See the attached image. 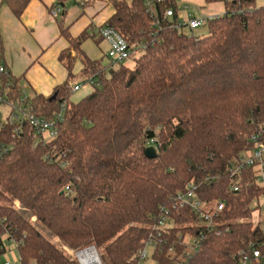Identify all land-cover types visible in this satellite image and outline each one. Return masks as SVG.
<instances>
[{"label": "trees", "instance_id": "1", "mask_svg": "<svg viewBox=\"0 0 264 264\" xmlns=\"http://www.w3.org/2000/svg\"><path fill=\"white\" fill-rule=\"evenodd\" d=\"M106 1L114 14L102 27L127 41L135 64H113L107 51L108 65L91 61L81 47L89 39L100 44L99 33L73 37L60 24L69 46L59 61L68 78L51 96L30 97L38 117L51 121L62 113L56 137L42 142L28 125L20 133L0 130L11 146L0 159V257L10 244L18 264H79L34 220L71 252L94 246L103 264H138L136 254L165 206L171 209L168 247L153 259L172 264L187 252L179 237L205 230L195 212L172 210L177 194L193 185L208 209L223 202L224 210L216 217L221 234L204 232L189 264H239L248 255L250 264H264L251 247L264 252V228L251 221L252 204L264 196L259 170L243 174L239 192L228 173L234 158L253 147L252 137L264 141V5L205 0L224 3L225 14L199 38L174 27L164 8L151 14L143 0ZM30 2L0 0V6L20 18ZM76 61L92 90L73 102ZM23 86L15 77L16 98ZM152 139L157 149L150 158Z\"/></svg>", "mask_w": 264, "mask_h": 264}, {"label": "built area", "instance_id": "2", "mask_svg": "<svg viewBox=\"0 0 264 264\" xmlns=\"http://www.w3.org/2000/svg\"><path fill=\"white\" fill-rule=\"evenodd\" d=\"M176 1L177 0H143L148 12H151V14L156 12L159 8H164L162 10L163 17L172 22L176 20L174 27L179 30L188 27L193 31L218 18L217 16L210 15L203 18H190L187 21L180 22ZM51 13L54 18H57L62 14V9L57 7L53 9ZM98 33L108 46L107 57L111 63L119 64L130 59L131 51L129 45L117 31L106 26L100 28ZM94 83L95 81H91L90 85ZM82 87V85L70 84L72 93L79 91ZM15 90V76L0 57V105H13L14 107V111L9 115L8 119H0V130L8 126L20 133L19 130H22L25 125H28L34 130V135L38 140L47 142L50 139H54L57 135L56 124L62 120V113L58 114L56 118L51 121L38 117L34 112L30 99L31 96L27 88L25 86L22 87L20 98L15 97ZM252 141L254 143L253 147L242 155L235 157L229 165L228 173L230 175L231 188L235 192L240 191L242 176L250 168L258 169L260 180H264V141H259V138L255 136L252 137ZM146 145L148 149L152 148L154 151L157 149V141L155 139L149 140ZM10 150L11 146L6 141L0 139V159L8 154ZM173 203L172 210L186 208L195 212L201 225L205 228L203 233H199L195 237L190 234H187L185 237H179V240L184 238V245L187 246V252L185 256L180 257L178 261H174L172 264H189L192 257L202 246V242L205 239L204 232L216 233L217 235L221 234L222 230L218 228L216 217L224 210V203L214 204L213 208L208 209L207 203H204L199 198L193 185H189L185 192L178 193ZM170 222L171 209L165 206L160 207L159 214L154 218L152 231L150 232L148 240L145 242L143 248L139 249L136 254L138 264H142L143 261L147 260L148 253L146 250L149 247L153 249V253L154 251L159 252V254L165 252L166 247H168V241L164 237L169 234L166 231L171 225ZM225 230L228 231L227 228ZM251 247L253 248L252 257L264 263V252L254 246ZM153 253L151 258L154 260L155 264H157L156 260L153 259ZM170 253H176L175 246L170 247ZM73 256L79 264H103L100 254L94 246L77 251ZM250 263L251 258L249 255L243 258L240 257L239 264Z\"/></svg>", "mask_w": 264, "mask_h": 264}, {"label": "rangeland", "instance_id": "3", "mask_svg": "<svg viewBox=\"0 0 264 264\" xmlns=\"http://www.w3.org/2000/svg\"><path fill=\"white\" fill-rule=\"evenodd\" d=\"M39 1V0H38ZM45 1V0H44ZM106 0H54V3L56 5H63L62 11L64 10V15H59L57 19H55L50 14L49 9L40 1L41 6H38L37 13L42 14L44 11V15L41 21H37L36 25L38 26L35 30L36 33L32 31V27L26 23L27 28L24 27L25 32L21 31L18 33V35L15 36L14 33H10L11 28L14 27L13 24H11L10 19H6L5 17L8 14V11L1 6L0 7V30H1V22L3 23V26L6 28V33L8 36V40L10 41V47H16L14 51V56H18V54H21L22 52L25 53V55L28 56V52H31V49L35 47H39V43L42 41V39H45L47 36L51 35L52 29H56L59 34V26L60 24L63 25L65 28H70V32H81L83 29L89 27L92 33H98V30L100 28V22L103 19V17H107L108 13L112 10L111 7H109L106 11H103L98 14L97 11H95V7L97 5L104 4ZM107 3V1H106ZM177 9L179 11L180 22L187 21L190 18H203L208 16V14H224L225 10H221L222 8H225L224 3H214V4H207L205 0H177ZM255 4L257 7L264 5V0H255ZM50 15H49V14ZM47 14V16H46ZM11 15H13L11 13ZM17 18V17H16ZM18 20L21 19L17 18ZM22 20V19H21ZM57 20V22L55 21ZM57 24V25H55ZM57 27V28H56ZM52 28V29H51ZM82 29V30H81ZM55 32V30H54ZM181 32L187 36H196V37H204L208 34V26L207 24L203 25L199 29L191 30L188 27L182 28ZM57 33L55 36H57ZM38 36H37V35ZM73 36V34H72ZM14 37V38H13ZM55 38V37H54ZM59 41H53V45L49 48L51 49L49 53L46 54L47 61H51V64L49 63L48 67H46V71L48 73V83L53 82L54 78L56 77H50V71L52 70V67L55 65H61V68H63L62 63L59 62V60H54L52 58V53H54L55 49L61 45L62 40L60 39V36L57 38ZM39 41V42H38ZM7 42V39L5 40ZM21 45V47H19ZM34 49V50H35ZM20 50V51H19ZM53 50V52H52ZM52 52V53H51ZM72 54H75L74 50H71ZM93 53L95 54L96 51L94 50ZM26 57V56H25ZM24 57V58H25ZM138 57V56H137ZM136 57V58H137ZM106 60V59H105ZM126 66H133L135 64V61L133 59H128L127 61L123 62ZM118 65H113V68H117ZM66 73V71H65ZM73 84H83L85 77L80 75V67L79 64L76 65L74 71H73ZM31 77L33 80H31ZM63 77V76H62ZM61 77V78H62ZM29 80H27V79ZM25 79L22 78V84L27 88L28 93L30 96H33L35 92H40L42 88L45 86L46 78L41 73L40 74H33L32 76H26ZM29 82L34 87V90L29 87ZM83 85V89L79 92L72 93L71 100L73 102H76L80 98H83L87 94L90 93L92 90L91 87ZM14 111L13 105H0V119L5 120L9 118V115ZM260 184L264 187V180L260 181ZM252 208H255V211L251 217V221L253 223H261L262 226H264V196H262L259 201H254L252 204ZM28 217V215H27ZM33 220V219H31ZM33 223L37 225L38 229L46 235L52 242H54L58 247H60L66 254L72 255L75 252H71L68 248L63 246V244L54 236L52 235L45 227L42 225H39L33 220ZM8 244V253H6L4 256L0 257V264L8 263V264H18L19 263V254L16 249L12 248V246H9ZM146 252L148 253L147 260L143 261L142 264H155L154 260H152L151 256L153 253L152 248H147ZM73 253V254H72ZM74 258V256H73Z\"/></svg>", "mask_w": 264, "mask_h": 264}, {"label": "crops", "instance_id": "4", "mask_svg": "<svg viewBox=\"0 0 264 264\" xmlns=\"http://www.w3.org/2000/svg\"><path fill=\"white\" fill-rule=\"evenodd\" d=\"M40 1H42V3H44V5L49 9V11H50V9H52V10L56 9L57 7L63 8V5H61V6L56 5L54 3V0H45V1L44 0H39V1L38 0H31L28 7L25 9V11L23 12V14L21 16L22 20L21 19L18 20L16 18V16L7 8V6H3L6 9V11H8V14L5 18L10 19L11 24H13V26H14L11 28L10 33H14L16 36L21 31L25 32L24 27L27 28L26 23H28L32 27L31 28L32 31L34 33H36L34 30L38 27L36 25V23H37V21H41L43 18V15H44V11L42 14L36 12L39 9L38 6H41ZM127 1H131V0H127ZM109 7H111V6L107 5V3L105 1L104 4L97 5L95 7L96 8L95 11H97L99 14L103 11H106ZM221 10L224 11L225 8H222ZM11 13L13 15H11ZM49 13L51 14V12H49ZM64 14H65V12L63 10L62 15H64ZM113 14H114V9L112 8V10L108 13L107 17H103V19L100 22L101 24L99 26L102 27V25L105 24ZM210 15L211 16H217V17L222 16V14H208V16H210ZM46 16H47V14H46ZM57 18H55V19H57ZM55 21L57 22V20H55ZM55 25H57V24H55ZM54 30H55V32H54ZM54 30L52 29L51 35L47 36L45 39H42V41L39 43V47H36V49H35V47L32 48L31 52H28L29 53L28 56L25 55V53H23V52L21 54H18V56H16V55L14 56V51H15L16 47H13V46L10 47V41L11 40H8V38H6V36H8L6 33V28L3 26V23L1 22L0 36H1L2 45H1V49H0V56H1V59L3 60V62L8 66L11 73L15 77L23 78V79H25L26 76H32L33 74H40V73L43 76H45V78H46V82L44 83L45 86L42 88V90L40 92H35L33 95L42 94L45 97H49L53 94L54 89L57 86L64 83L68 78V72H67L65 65L62 64L63 68H61V65H55L52 67V70L50 71V77L56 76L54 78V83L53 82L48 83L49 77H48V73L46 71V67H48L49 63L51 64V61H47L46 54L49 53L50 50L52 49V48L51 49H49V48L53 45V41H55V40L59 41L56 38H57V36H58V38L60 36V31L58 34L57 33L58 31L56 29H54ZM84 31H88L91 36H93L94 34H96V35L98 34L95 32L92 33L90 28L87 27V28L83 29L80 33L79 32H72L73 37L79 36ZM56 33H57V36H55ZM6 39H7V42H5ZM60 39L62 40V38H60ZM68 46H69L68 43L65 40H62L61 45H59V47H57V49H55L54 53H52L53 52V50H52V52H51L52 58L54 60H56V59L59 60V57H60L62 51L64 49H66ZM19 47H21V45H19ZM107 48H108V46H107L105 41H102L100 44L97 45V44H95L93 39L87 40L86 42H84V44L81 47L83 52L86 54V56L91 61L102 60L104 65H108L107 59L106 58H105L106 60L103 59V56L105 55V52L107 51ZM94 50L96 51L95 54L93 53ZM72 55L74 56V54H72ZM78 64H79L80 72H81L83 69L82 63L80 61H76L75 67ZM65 71H66V73H65ZM31 80H33L32 77H31ZM70 84H73V82H71ZM28 85H29V87H31L34 90V87L31 85L30 82ZM74 85H82L83 86L84 84H74ZM87 86L89 87V85H87ZM87 86H85V87H87ZM82 89H83V87L79 91H81ZM79 91H77V92H79Z\"/></svg>", "mask_w": 264, "mask_h": 264}, {"label": "water", "instance_id": "5", "mask_svg": "<svg viewBox=\"0 0 264 264\" xmlns=\"http://www.w3.org/2000/svg\"><path fill=\"white\" fill-rule=\"evenodd\" d=\"M55 97H56V95L53 96V99H54ZM146 154H147L150 158L155 157V151H154V149H152V148L147 149Z\"/></svg>", "mask_w": 264, "mask_h": 264}]
</instances>
